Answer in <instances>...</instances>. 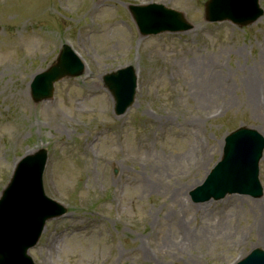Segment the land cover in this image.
Wrapping results in <instances>:
<instances>
[{
	"label": "rangeland",
	"instance_id": "374dc122",
	"mask_svg": "<svg viewBox=\"0 0 264 264\" xmlns=\"http://www.w3.org/2000/svg\"><path fill=\"white\" fill-rule=\"evenodd\" d=\"M205 1L0 0V193L17 160L45 148V194L67 207L29 251L34 264H232L264 250V196L188 197L227 133L264 135V102L250 105L245 88L264 94L254 92L264 84V0L245 28L204 22ZM142 2L181 11L194 28L140 37L127 7ZM65 42L87 68L34 104L29 85ZM124 65L139 89L116 117L101 79ZM259 180L264 189V152Z\"/></svg>",
	"mask_w": 264,
	"mask_h": 264
},
{
	"label": "water",
	"instance_id": "95a60500",
	"mask_svg": "<svg viewBox=\"0 0 264 264\" xmlns=\"http://www.w3.org/2000/svg\"><path fill=\"white\" fill-rule=\"evenodd\" d=\"M216 1L217 4L210 1L205 5V14L208 19H229L240 26H245L260 16V11L257 10V0ZM228 7L234 10H228ZM141 12L143 10L136 9L135 17L137 18ZM217 13H219L218 16L215 15ZM155 14H160V16L154 20L159 27L154 28V30L176 29L170 26L178 24L177 17L175 24L169 22L165 28V19L167 20L171 13L160 11L155 12ZM140 19L144 24H150L153 21V18L148 14H144ZM77 64V60L71 56L69 51L63 49L58 63L39 76L33 83L34 101L38 102L50 97L53 83L61 77L79 75L81 69L75 68ZM105 82L108 83L107 79ZM133 86L134 80L131 78L129 81L130 90ZM227 146V153L229 154L226 157V162L221 163L217 168V173L209 177L200 191L193 193L196 200H205L210 197L219 198L230 191L250 193L255 197L260 196L256 179V166L261 156L263 140L255 131L240 129L229 136ZM45 159V153L42 152L35 157L23 160L16 171L12 184L5 192V200L0 202V242L7 247L8 256L11 255V249L12 251L17 250V254H15L17 259H11V264H28L29 260L25 256L26 251L37 242L45 220L58 217L64 212L62 210L54 212L53 209L56 207L46 202L42 196L41 175ZM38 198H41L40 204L32 203ZM9 201L10 204H8ZM8 238L18 241L19 246H13V249ZM2 250L3 245H0V253ZM0 264H7L2 257ZM241 264H264V254L260 250L254 251Z\"/></svg>",
	"mask_w": 264,
	"mask_h": 264
},
{
	"label": "bare ground",
	"instance_id": "6f19581e",
	"mask_svg": "<svg viewBox=\"0 0 264 264\" xmlns=\"http://www.w3.org/2000/svg\"><path fill=\"white\" fill-rule=\"evenodd\" d=\"M259 78H253V80H258ZM252 82V81H251ZM251 84L252 83H247L246 85H245V88L247 89V90H249V92H248V102H250V105L251 104H256V103H258V104H260L262 101L264 102V94H257L258 96L257 97H255L254 99H253V97L251 96V92H250V86H251ZM253 87H251V89H252ZM259 89H264V84H258L257 86H255L254 87V92L255 93H257V91L259 90ZM201 93L203 94V96L204 97H212V95H214L213 93H214V91H212V89L210 88V89H203L202 91H201ZM228 92H225V95L227 94ZM193 150V149H192ZM191 154H192V151L190 152V151H186L184 154H182L181 155V158L182 159H185V158H189L190 156H191ZM191 187H189L188 188V190L190 189ZM229 202V201H228ZM256 206H257V204H256ZM264 222L262 223V230L264 231Z\"/></svg>",
	"mask_w": 264,
	"mask_h": 264
}]
</instances>
